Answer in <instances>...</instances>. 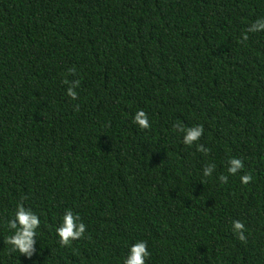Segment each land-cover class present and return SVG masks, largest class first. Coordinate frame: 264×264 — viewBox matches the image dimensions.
Instances as JSON below:
<instances>
[{
  "label": "trees",
  "instance_id": "16d2710c",
  "mask_svg": "<svg viewBox=\"0 0 264 264\" xmlns=\"http://www.w3.org/2000/svg\"><path fill=\"white\" fill-rule=\"evenodd\" d=\"M260 18L264 0H0V264H123L140 240L146 264H264V31L240 42ZM22 197L31 258L5 243ZM67 209L87 232L61 246Z\"/></svg>",
  "mask_w": 264,
  "mask_h": 264
},
{
  "label": "clouds",
  "instance_id": "9594fccd",
  "mask_svg": "<svg viewBox=\"0 0 264 264\" xmlns=\"http://www.w3.org/2000/svg\"><path fill=\"white\" fill-rule=\"evenodd\" d=\"M264 31V18L257 19L253 22L243 33L241 43H246L249 40L248 33H256ZM70 74L75 73V69H69ZM64 83L68 85L66 94L73 100L78 99L76 88L80 86V82L65 80ZM134 123L137 124L142 130H147L151 127L149 117L144 110H138L134 116ZM175 132L183 133V143L186 146L196 144L197 151L208 155L210 149L204 147L203 144L198 143L204 135L205 129L202 124L192 127H186L180 123L173 125ZM228 173L236 175L245 164L242 158L232 157L228 161ZM216 165L208 164L203 169L205 177L212 176L215 171ZM229 177L227 175H220L219 181L221 184H227ZM241 183L248 185L253 182V176L250 172L243 174L240 177ZM22 197L21 201L17 204L14 218L7 221L6 227L9 230H14V234L7 237L5 243L10 245L11 252H19L31 258L35 253V244L37 237V230L40 228V217L30 207L26 208ZM233 232L242 243H247V236L245 235L246 226L240 220L232 221ZM87 232V225L82 221L81 216L75 213L72 209H67L62 218V223L56 228V233L59 237L61 246H70L73 241L85 238ZM90 239V237H88ZM151 257L148 250V242L140 240L130 247L129 254L124 259L123 264H146L147 259Z\"/></svg>",
  "mask_w": 264,
  "mask_h": 264
}]
</instances>
